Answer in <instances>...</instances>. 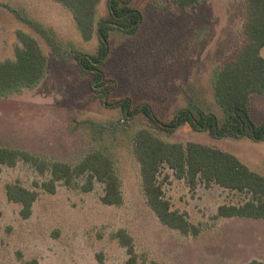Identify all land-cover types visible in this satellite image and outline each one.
<instances>
[{"label": "rangeland", "instance_id": "374dc122", "mask_svg": "<svg viewBox=\"0 0 264 264\" xmlns=\"http://www.w3.org/2000/svg\"><path fill=\"white\" fill-rule=\"evenodd\" d=\"M108 4L101 0L97 6L93 36L85 40L73 14L55 0H0V61L14 59L16 47L22 45L21 32L32 36L46 57L40 84L0 97V148L71 166L101 151L114 162L123 197L119 206L105 205V186L95 181L93 189L84 192L85 177L76 179L73 187L59 182L51 194L41 186L50 179L48 173L40 174L23 160L14 167L3 166L0 264H23L33 258L40 264L264 263V220L218 215L220 206L242 205L251 199L249 194L216 184L191 188L163 166L159 183L164 197L194 228L190 233L170 228L148 206L134 154L138 130L149 129L170 143L219 148L263 177L264 141L216 139L189 125L167 134L142 113L126 117L121 105L97 98L91 76L83 73L78 59L99 56L97 28L110 17ZM132 6L143 14L138 31L128 35L114 30L109 35L103 64L106 77L115 83L109 99L149 105L163 123L191 102L222 121L214 74L241 40L244 1L206 0L185 9L132 0ZM260 55L264 58V47ZM249 112L256 125L263 123L264 94L251 97ZM14 183L39 193L29 219L21 217L20 204L7 198L6 186ZM122 234L134 247L132 262Z\"/></svg>", "mask_w": 264, "mask_h": 264}, {"label": "trees", "instance_id": "16d2710c", "mask_svg": "<svg viewBox=\"0 0 264 264\" xmlns=\"http://www.w3.org/2000/svg\"><path fill=\"white\" fill-rule=\"evenodd\" d=\"M69 10L77 28L85 40H90L95 30L96 8L101 0H55ZM152 0L159 8L176 5L185 9L194 8L206 0ZM245 18L241 40L233 52L215 71V101L223 112L221 121L214 113L191 102L188 108L168 123H163L149 105L132 106L129 99L110 100L115 91V83L106 77L103 64L108 56L109 35L114 30L125 34H135L143 22V14L132 6V0H109V18L99 23L97 32L101 42L99 56L78 59L83 73L91 76V85L97 98L106 104L121 105L126 117L142 113L159 130L173 134L179 127L189 125L196 132H208L212 138H247L255 142L264 141V121L256 125L250 118L249 102L252 96L264 94V58L260 55L264 47V0H243ZM21 46L16 47L14 59L0 61V97L19 90L33 88L40 84L46 71V57L38 42L30 35L19 34ZM57 52V51H56ZM134 154L140 165L144 195L148 206L162 224L190 233L194 228L184 214L173 211L164 197L159 183L163 166L173 170L178 179L185 180L191 188L198 183L206 187L218 185L222 188L249 194L251 199L242 205H223L218 215L224 218H248L264 220V177L252 171L235 155L216 147L189 142H166L155 136L149 129H141L134 136ZM23 160L30 163L40 174H49L50 179L42 183V188L55 194L59 182L68 187L75 185L76 179L86 178L84 192L93 189L95 181L105 186L102 202L119 206L123 197L121 181L112 159L101 151H94L77 165L48 162L28 152L0 148V172L3 166L14 167ZM7 198L22 206L20 214L29 219L39 193L31 191L19 183L6 186ZM121 242L127 247L134 261V247L130 240L121 235ZM19 257L22 258L21 254ZM23 264H40L36 258ZM248 264H264L252 261Z\"/></svg>", "mask_w": 264, "mask_h": 264}]
</instances>
